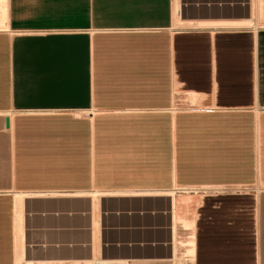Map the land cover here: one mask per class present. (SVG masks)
<instances>
[{"label": "crops", "instance_id": "obj_1", "mask_svg": "<svg viewBox=\"0 0 264 264\" xmlns=\"http://www.w3.org/2000/svg\"><path fill=\"white\" fill-rule=\"evenodd\" d=\"M7 15L0 264H264V0Z\"/></svg>", "mask_w": 264, "mask_h": 264}, {"label": "bare ground", "instance_id": "obj_2", "mask_svg": "<svg viewBox=\"0 0 264 264\" xmlns=\"http://www.w3.org/2000/svg\"><path fill=\"white\" fill-rule=\"evenodd\" d=\"M8 7H9V0H0V10H1L0 29L1 28H3L4 30L9 29L7 28L8 27V15H7ZM3 128L6 129L5 120L3 123ZM189 241H192V240L189 239ZM175 242L178 243L177 241Z\"/></svg>", "mask_w": 264, "mask_h": 264}, {"label": "water", "instance_id": "obj_3", "mask_svg": "<svg viewBox=\"0 0 264 264\" xmlns=\"http://www.w3.org/2000/svg\"><path fill=\"white\" fill-rule=\"evenodd\" d=\"M6 128H10V118H6Z\"/></svg>", "mask_w": 264, "mask_h": 264}, {"label": "built area", "instance_id": "obj_4", "mask_svg": "<svg viewBox=\"0 0 264 264\" xmlns=\"http://www.w3.org/2000/svg\"><path fill=\"white\" fill-rule=\"evenodd\" d=\"M0 18H1V10H0ZM6 30H4L3 28L0 29V32H5ZM6 125V122H5Z\"/></svg>", "mask_w": 264, "mask_h": 264}, {"label": "rangeland", "instance_id": "obj_5", "mask_svg": "<svg viewBox=\"0 0 264 264\" xmlns=\"http://www.w3.org/2000/svg\"><path fill=\"white\" fill-rule=\"evenodd\" d=\"M187 192H188V191H187ZM180 221H185V220H180ZM182 242H183V240L181 241V244H183Z\"/></svg>", "mask_w": 264, "mask_h": 264}]
</instances>
